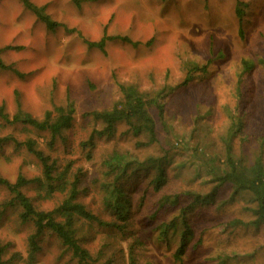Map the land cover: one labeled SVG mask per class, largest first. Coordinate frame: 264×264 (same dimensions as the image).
<instances>
[{
	"label": "rangeland",
	"instance_id": "rangeland-1",
	"mask_svg": "<svg viewBox=\"0 0 264 264\" xmlns=\"http://www.w3.org/2000/svg\"><path fill=\"white\" fill-rule=\"evenodd\" d=\"M29 1L44 7L57 26L49 29L19 0H0V59L11 68L0 70V108L12 119L19 100L23 112L42 120L71 101L75 113L53 150L48 133L0 117V139L9 138L0 149V175L10 183L19 176L42 177L40 162L24 146L28 140L56 160L59 171L69 165L70 179L84 174L80 201L100 220L120 227H79L81 244L100 264H129V249L138 264H263L264 226L253 224L247 195L231 200L233 188L227 185L214 205L189 208L193 197L184 193H210L214 184L200 161L211 158L221 165L228 136L236 159L252 164L262 153L264 161V0ZM103 37V52L85 44ZM187 75L193 80L184 86ZM118 85L133 86L164 105L163 121L150 110L158 142L147 145L145 135L135 137L121 124L114 138L95 140L88 156L82 144L103 127L94 115L122 99ZM115 151L141 162L166 158L168 181L161 191L154 189L156 169L150 165L124 182L131 202L125 221L104 210L100 192L103 161ZM22 192L40 211L53 210L64 198L59 193L47 198L36 183ZM175 197L176 203L165 200ZM9 200L0 186V205ZM17 213L0 207V246H9L5 264H27L34 228L20 223ZM183 216L190 232L179 262L174 255L183 239ZM235 220L245 225L229 226ZM15 253L23 260L8 262ZM71 256L46 233L35 264H75Z\"/></svg>",
	"mask_w": 264,
	"mask_h": 264
},
{
	"label": "trees",
	"instance_id": "trees-1",
	"mask_svg": "<svg viewBox=\"0 0 264 264\" xmlns=\"http://www.w3.org/2000/svg\"><path fill=\"white\" fill-rule=\"evenodd\" d=\"M27 10L31 11L40 22L45 24L49 29H54L57 24L54 23L48 15L45 14L44 7H37L29 0H19ZM77 2V0H74ZM242 5L238 6L236 15L241 21L243 18ZM106 37H103L97 43H89L85 41L88 48H96L104 51ZM2 51L0 50V54ZM247 68V67H246ZM0 59V70H10ZM193 80L191 75H187L184 86ZM122 99L116 103L110 110L95 113L94 117L101 122L102 129L95 131L88 142L82 144L83 147L89 148L88 156H91L95 149V140L111 139L117 134V127L121 124L125 125L135 137L145 135L147 145H154L158 142L157 127L154 117L151 115L152 108L158 111V116L163 121L164 105L159 102V98H153L148 94L141 93L137 88L130 85H118ZM17 111L12 119L4 113V108H0V117L9 125H25L29 126L40 133H48L50 141L48 147L53 150L56 141L60 139L63 133L69 130L73 123L74 104L68 101L67 107H57L53 112H47L42 120L32 117L30 114L22 111L21 103L17 100ZM55 113V114H54ZM235 121V120H234ZM240 126L238 122L235 126ZM240 128V127H237ZM232 135L223 139L225 146V159L221 165H218L214 159H205L200 161L211 177V183L214 187L209 194L205 196L184 193V196L193 197V202L189 208L197 204L203 206H212L216 202V198L223 189L229 185L233 188L231 200L239 194L247 195L252 205L250 208L254 218L253 224L256 226H264V161L262 153L252 164H247L242 160L236 159L233 155ZM9 138L0 139V149L4 141ZM27 151L32 154L42 166V177L34 180H27L19 176L15 183H10L7 179L0 175V186L4 187L9 195L10 200L0 205L3 211L17 210V218L22 224H31L34 228L33 233L28 238V252L26 263L35 264L36 256L40 252V240L46 233L55 235L62 246L71 253V257L75 264H100L99 259L92 256L88 249L81 244L79 238V227L83 223L89 225L96 224L99 227L112 228L118 227L114 222L107 223L100 220L94 215L87 206L80 201L82 194V180L84 174L78 172L70 179V166L68 165L63 171H59L56 160L52 161L49 156L37 148L34 141L28 140L24 143ZM149 158L146 162H141L137 157L129 153L113 152L103 161L104 178L101 183L100 192L102 194V203L104 210L110 211L115 219L125 221L128 218L131 207L130 199L124 191V182L132 175L136 174L144 166H152L156 169L155 177L152 181L155 191H161L167 184V171L163 168L166 162ZM38 184L47 198L55 193L64 196L60 205L50 211L38 210L31 199H29L22 190L30 184ZM182 196V195H181ZM180 197V196H179ZM166 201H178L177 197L167 198ZM185 208L182 214L186 211ZM188 210V209H187ZM175 222L165 223L161 229L165 233ZM183 239L179 250L175 253L176 261L181 262V258L185 254V237L190 229L182 217ZM245 225L242 221L235 220L229 223L231 227ZM8 245L0 246V264H5L2 259L5 256ZM264 254V245H263ZM23 258L19 253H15L8 262L22 261ZM101 264H115L113 260L105 261ZM129 264H138L133 249H129ZM264 264V263H263Z\"/></svg>",
	"mask_w": 264,
	"mask_h": 264
}]
</instances>
